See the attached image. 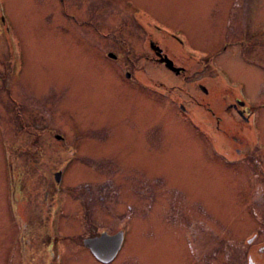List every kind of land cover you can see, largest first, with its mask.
I'll return each mask as SVG.
<instances>
[{
    "label": "rangeland",
    "instance_id": "374dc122",
    "mask_svg": "<svg viewBox=\"0 0 264 264\" xmlns=\"http://www.w3.org/2000/svg\"><path fill=\"white\" fill-rule=\"evenodd\" d=\"M0 9L15 54L12 68L0 26V264L52 262L40 236L63 246L46 227L55 199L66 204L61 264L82 239L129 224L122 264H264V158L230 107V129L200 110L217 64L260 109L264 150V0H0ZM151 42L184 73L154 61ZM20 65L18 83L10 71ZM177 100L247 158L213 153ZM79 254L74 264H95Z\"/></svg>",
    "mask_w": 264,
    "mask_h": 264
},
{
    "label": "flooded vegetation",
    "instance_id": "af4514ba",
    "mask_svg": "<svg viewBox=\"0 0 264 264\" xmlns=\"http://www.w3.org/2000/svg\"><path fill=\"white\" fill-rule=\"evenodd\" d=\"M0 26H2V28L4 29L7 44L9 43V45H7V47H6L7 58L9 59L8 60L9 61V67L12 66V68H13V63L15 62V54L13 52L12 44H11V42H12L11 37H10L11 31H10V27L8 28L6 26L5 20L3 19L1 14H0ZM0 33H1V31H0ZM151 43L153 44L154 48L158 47L157 45H154L155 43H153V42H151ZM151 43H150V49L154 54V59H155L154 61H156L159 65L166 68L165 65L160 62V59H161L160 56L156 55L157 51L155 49L151 48ZM109 54H111V53H109ZM113 56H114V58H111L112 60H109V61L112 62V61L116 60V56L115 55H113ZM161 56L162 57L165 56L168 58V55L166 53H163L162 50H161ZM19 58H20V53H19L18 59ZM169 60L172 61L171 59H169ZM205 60L207 61V59H200L196 62L202 63ZM245 61L248 62L247 58H245ZM207 63L209 65V63H213V60L209 59ZM173 66L175 68L181 69V71L178 74H176L175 72L168 70L166 68L167 71L173 73L174 76L178 77L184 73V68L175 66L174 62H173ZM260 67L264 71V63L263 64L261 63ZM211 69L213 71V72H211L212 73L211 78L213 79L212 83L214 85V88L211 90V92L209 94L208 90L206 88H204V86H200V89L203 93V96H207L206 98L208 99L207 101H201V103H203L202 107L200 108L202 114H207L205 111V110H207L209 114L213 115V118H215V121L217 124H220V122L222 121L223 122L222 125H224V127H226L227 129H230L231 124L228 127L227 126L228 124H226L227 120L225 118H223V114L227 113V108L230 107V109L233 110V112L235 113L237 119L240 122H242V128H243V131H245L244 132L245 139H246L245 142L247 143L249 148L251 147L253 150H255L258 153V155L255 156L256 158H262V157L264 158V150H262V143L263 142L261 141V138H260L261 137L260 133H263L262 124H261V120L259 117V110L260 109H256L254 107L257 104L254 103L253 100H250L248 98V96H246V92L237 91L236 89H233V86L231 84L234 83V81H232L231 77L219 65L216 64ZM6 71H7V69H6ZM120 74L122 75V78H124L125 81L130 82L128 80L130 78L129 73L126 72L124 75H123V73H120ZM21 75H22L21 65H20V70L18 72L10 71V77L12 78V81L17 80V82L19 83ZM6 79L9 80V76L7 74H6ZM6 90H7V93H11L10 91H8L7 88H6ZM151 93H153V91H151ZM227 100H231V102L228 103ZM175 105H176V107H174V110L177 113H179L181 116H183L184 118L187 119L185 121L186 123L187 122L191 123L195 128H197L198 136H201L204 143L211 146V150L213 153H216L217 155H223L224 157L237 158V160L235 162H239V161H242L241 159L247 158V157L243 156L240 152H238L236 149H234V150L230 149V147L225 142L222 141L223 143L221 144V140L219 139V137L217 135L215 137V135L213 134V132L211 130V126L209 125L210 123H207L200 116L197 117L196 114L194 112H192L191 109L190 110L185 109L183 107V105L181 104L180 100H177ZM260 106L262 108H264V102ZM203 109H205V110H203ZM220 117H222L223 119ZM233 138H235V135L233 136ZM232 142H233V140H232ZM222 146L225 147V150H223ZM235 156H238L241 159L238 157H235ZM62 176H63V174H62ZM61 182L62 181H60L59 183H54V186L56 189L55 191H57L56 193H54V197H57L59 194L63 195L62 194V190H63L62 185L64 183H61ZM55 200L53 203H51V207H50L51 208L50 217H51L52 221H51V223H49V221H48L46 227L51 228L50 233L52 234L53 237L62 236L63 246H59V247L55 246L52 248L46 247L44 245V242L42 241L43 238L41 236H40V238H41V242L43 244L42 247L43 246L45 247L43 253L46 252L49 259L52 261V262H50V264H61V262L65 259V256L67 254L66 253V251H67V247H66V245H67L66 244L67 243V232L64 231V228L62 226V219L60 218V215L65 213L66 204H59V206L54 207ZM128 226H129V229H131V231L129 229L124 230L122 227V230H119L112 235H109L106 232H102V233L90 236L88 238L82 239L83 247L78 248L76 253H75V258L73 260H67V262L69 264H74L75 260H79V258L81 256V254H79V251L85 250L88 253V256L84 255L86 257V259L88 261L90 258L93 259L95 264H116V263L122 264L121 260H123L124 256H121V255H123V253H122L123 249H124L126 242H127L128 238L131 235L132 230L134 228L133 224H129ZM87 242H92L96 246H100L102 248V250L98 251L99 254L104 253L106 251V249L110 246L109 244L112 243L113 244V246H112L113 248L111 250L112 252L110 251L112 253V255L110 257L103 258L105 260H100L93 253L91 246L87 245ZM249 243H251V242H249ZM115 246H116V249H115ZM263 249L264 248H261L260 250L263 251ZM118 258L120 261L117 260ZM248 264H255V263L250 258L248 260Z\"/></svg>",
    "mask_w": 264,
    "mask_h": 264
},
{
    "label": "water",
    "instance_id": "95a60500",
    "mask_svg": "<svg viewBox=\"0 0 264 264\" xmlns=\"http://www.w3.org/2000/svg\"><path fill=\"white\" fill-rule=\"evenodd\" d=\"M151 48H153V49H155L156 51H157V53H156V55L158 56H160V62L161 63H163L164 65H165V67L168 69V70H171V71H173V72H175L176 74H178L180 71H181V69H179V68H175L174 66H173V62L172 61H170L167 57H162L161 56V50L158 48V47H156V48H154L153 47V44L151 43ZM108 57L109 58H114V56L112 55V54H109L108 55ZM57 140H61L62 138L60 137V136H56L55 137ZM60 177H61V173L60 172H58V173H56L55 175H54V179H55V182H59L60 181ZM87 245H90L91 246V248H92V250H93V253L95 254V256L96 257H98L100 260H105V259H103V258H105V257H110L111 255H112V246H113V244L111 243V244H109L110 246L106 249V251L104 252V253H101V254H99V252L98 251H100V250H102V248L100 247V246H96L94 243H92V242H87ZM115 249H116V246H115ZM111 251V252H110Z\"/></svg>",
    "mask_w": 264,
    "mask_h": 264
}]
</instances>
